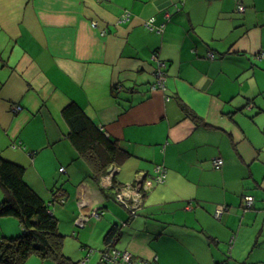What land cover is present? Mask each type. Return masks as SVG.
<instances>
[{
  "label": "crops",
  "instance_id": "obj_1",
  "mask_svg": "<svg viewBox=\"0 0 264 264\" xmlns=\"http://www.w3.org/2000/svg\"><path fill=\"white\" fill-rule=\"evenodd\" d=\"M151 18L162 33L147 29ZM262 54L264 0H0V157L25 167L82 251L96 239L101 254L118 226L115 248L137 260L264 264ZM71 103L130 153L99 182L69 139ZM157 166L165 181L132 219L117 189L152 180ZM20 228L1 217L0 239Z\"/></svg>",
  "mask_w": 264,
  "mask_h": 264
},
{
  "label": "trees",
  "instance_id": "obj_2",
  "mask_svg": "<svg viewBox=\"0 0 264 264\" xmlns=\"http://www.w3.org/2000/svg\"><path fill=\"white\" fill-rule=\"evenodd\" d=\"M63 117L70 128V141L92 166V177L96 182L110 167H119L130 158V153L107 137L77 104L65 107ZM193 118L203 123L201 118L195 115ZM25 172L24 166L0 157V188L4 193L0 202V218H17L22 227V234L0 239V264H25L33 255L54 264H75L64 253L65 236L59 231L58 219L50 212L49 205L26 183ZM54 195L53 202L61 200L58 191ZM116 201L120 203L117 198ZM131 218L136 217L131 215ZM120 231L118 226L113 227L105 238V245L114 239L116 243Z\"/></svg>",
  "mask_w": 264,
  "mask_h": 264
},
{
  "label": "built area",
  "instance_id": "obj_3",
  "mask_svg": "<svg viewBox=\"0 0 264 264\" xmlns=\"http://www.w3.org/2000/svg\"><path fill=\"white\" fill-rule=\"evenodd\" d=\"M238 11L241 13L245 12V6L241 2L238 3ZM129 18V14H125L123 16V20H126ZM155 18H151L150 20H147L145 23V26L147 29L151 31H157L159 33H162L164 30V25L158 26L157 28L154 25ZM94 26L96 23L93 24ZM264 54H262V57ZM155 60H157V56H153ZM165 64H163V67ZM165 77L166 74L163 71L162 67L158 69L156 72V78H157V85L160 88L165 87ZM22 109L21 106H16L15 111H20ZM224 165V160L222 158L215 159L213 161V166L215 169H220ZM63 169H61L62 171ZM156 175L152 180H145L143 184H137L132 186H125L124 188H118L117 189V200L127 208V210L130 212V214L133 217H137L139 211L143 207V200H144V194L146 192H149L154 184L163 183L166 178V170L163 166H157L156 169ZM132 191L134 195L131 197L127 196L126 193ZM244 205L246 209H252L255 204V198L252 195H245L243 198ZM225 207L217 208L215 211V218L219 219L224 214ZM96 216H99V214L95 213ZM115 239L110 242L105 250L101 252V264H159L158 260H154L153 263H150L147 260L142 259H135L134 256L128 252V251H120L115 248ZM93 250H90L89 253H92Z\"/></svg>",
  "mask_w": 264,
  "mask_h": 264
},
{
  "label": "rangeland",
  "instance_id": "obj_4",
  "mask_svg": "<svg viewBox=\"0 0 264 264\" xmlns=\"http://www.w3.org/2000/svg\"><path fill=\"white\" fill-rule=\"evenodd\" d=\"M130 214V213H129ZM67 226H64V235H68L67 237H65V247H64V253L67 254L69 253L70 255H72L73 258L72 261L75 264H85L84 263V259H88L89 262H87V264H91V259L93 258V254L97 255V259L96 261L92 262V264H98L99 260L101 259V254H100V247L102 244V241H97L96 239H92L91 243L89 244L88 242H84L86 244H88L91 248H88L84 251L81 250V243L82 240H80V238H78V240H76L77 238H75L72 235L73 230H77L75 229L73 226L69 227L68 224H66ZM20 233L22 234V228L19 229ZM79 231H81L79 229ZM90 249H92V253H89ZM77 251L81 252L83 254V256H81L80 254L77 253ZM42 262L41 257L37 256V255H33L31 256L28 261L25 264H40Z\"/></svg>",
  "mask_w": 264,
  "mask_h": 264
},
{
  "label": "water",
  "instance_id": "obj_5",
  "mask_svg": "<svg viewBox=\"0 0 264 264\" xmlns=\"http://www.w3.org/2000/svg\"><path fill=\"white\" fill-rule=\"evenodd\" d=\"M114 170V168L113 167H111L110 169H109V171L111 172V171H113Z\"/></svg>",
  "mask_w": 264,
  "mask_h": 264
}]
</instances>
